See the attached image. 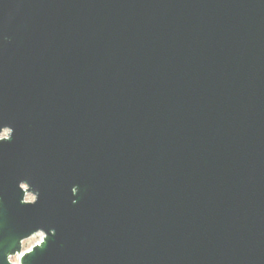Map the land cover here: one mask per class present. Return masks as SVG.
<instances>
[{"label": "water", "instance_id": "1", "mask_svg": "<svg viewBox=\"0 0 264 264\" xmlns=\"http://www.w3.org/2000/svg\"><path fill=\"white\" fill-rule=\"evenodd\" d=\"M16 255L264 264V0H0V264Z\"/></svg>", "mask_w": 264, "mask_h": 264}, {"label": "rangeland", "instance_id": "2", "mask_svg": "<svg viewBox=\"0 0 264 264\" xmlns=\"http://www.w3.org/2000/svg\"><path fill=\"white\" fill-rule=\"evenodd\" d=\"M4 135L5 134H3V136ZM25 200L28 202H31L33 200V197L31 195H26ZM42 238H43V234L38 233V234H35L34 236H32L31 238L27 239L22 244L21 252L24 253V252L29 251L33 246L40 243ZM19 259H20V255H16L10 259V262L13 264H19Z\"/></svg>", "mask_w": 264, "mask_h": 264}]
</instances>
